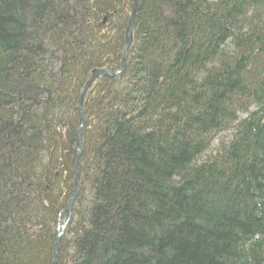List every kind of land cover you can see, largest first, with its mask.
Returning <instances> with one entry per match:
<instances>
[{"label":"trees","instance_id":"1","mask_svg":"<svg viewBox=\"0 0 264 264\" xmlns=\"http://www.w3.org/2000/svg\"><path fill=\"white\" fill-rule=\"evenodd\" d=\"M132 6L0 0V264H52ZM83 109L58 264H264V0H139Z\"/></svg>","mask_w":264,"mask_h":264},{"label":"water","instance_id":"2","mask_svg":"<svg viewBox=\"0 0 264 264\" xmlns=\"http://www.w3.org/2000/svg\"><path fill=\"white\" fill-rule=\"evenodd\" d=\"M138 6H139V0H133V6H132V11H131V17L129 19L128 22V26L126 29L127 32V38H126V43H125V48H124V52H123V60H122V65L121 68L118 69L115 73H111L108 69L106 68H95L90 76V78L87 80L81 94L79 97V113H80V125H79V130L77 132V140H78V147L75 151V190L73 193V196L71 197V199L69 200V204H68V219L66 220L65 224L62 226L58 227L57 230V236L55 239V243H54V250H53V258H52V264H58V259H59V243L61 240V237L64 233V229L65 226L67 224V222L69 221V217L71 215L72 212V206L74 203V200L77 198L78 194H79V189H80V179H81V155L83 152V141H82V132H83V125H84V116L85 113L83 111V102H84V97L87 93V91L90 89V87L92 86V84L103 74H107V75H111V76H115L118 74H121L122 71L124 70L125 66H126V61H127V57H128V52L133 40V25H134V20L137 14V10H138ZM106 19V18H105Z\"/></svg>","mask_w":264,"mask_h":264},{"label":"bare ground","instance_id":"3","mask_svg":"<svg viewBox=\"0 0 264 264\" xmlns=\"http://www.w3.org/2000/svg\"><path fill=\"white\" fill-rule=\"evenodd\" d=\"M133 41V40H132ZM132 44V43H131ZM83 111H84V109H83ZM84 123H85V116H84ZM78 124L80 125V113H79V102H78ZM83 127H84V125H83ZM78 130H79V128H78ZM78 132V131H77ZM71 199V198H70ZM75 201V200H74Z\"/></svg>","mask_w":264,"mask_h":264},{"label":"rangeland","instance_id":"4","mask_svg":"<svg viewBox=\"0 0 264 264\" xmlns=\"http://www.w3.org/2000/svg\"><path fill=\"white\" fill-rule=\"evenodd\" d=\"M110 72H111V71H110ZM111 73H115V72H111ZM106 75H107V74H106ZM109 76H111V75H109ZM115 76H116V75H115ZM83 88H84V87H83ZM80 94H81V93H80ZM79 97H80V96H79ZM76 199H77V198H76ZM76 199H75V201H76ZM75 201H74V202H75ZM72 208H73V206H72Z\"/></svg>","mask_w":264,"mask_h":264}]
</instances>
